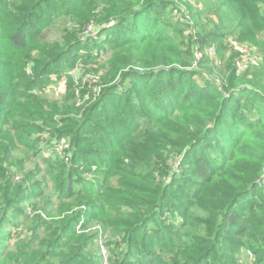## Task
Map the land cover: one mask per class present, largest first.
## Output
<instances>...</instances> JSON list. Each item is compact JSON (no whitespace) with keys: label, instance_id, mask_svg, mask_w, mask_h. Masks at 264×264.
I'll use <instances>...</instances> for the list:
<instances>
[{"label":"trees","instance_id":"16d2710c","mask_svg":"<svg viewBox=\"0 0 264 264\" xmlns=\"http://www.w3.org/2000/svg\"><path fill=\"white\" fill-rule=\"evenodd\" d=\"M45 1L0 0L2 30L10 26L13 48L26 53L18 66L32 69L27 83L12 82L9 90L0 91V137L5 132L10 135L0 153V264H78L83 257L98 256L101 251L95 243L106 236L116 245L112 248L107 243L111 264H243L239 252L249 245L254 253L251 263L264 264V0H202L203 11L214 13L216 20H208L210 29L200 30L188 51L163 26L166 20L172 27L175 9L182 10L176 0H80L55 15L74 14L80 31L67 28L55 46L34 43L42 33L39 29L28 45L23 33ZM181 13L187 15L186 10ZM8 18L11 21L4 25ZM90 27L103 32L122 27L121 39L109 47L113 54L107 80L111 84L103 93L119 89L131 102L120 112L110 109L112 118L104 111L95 121L87 115L81 122L67 117L62 122H75V129L67 127L44 137L46 125L59 123L55 115L80 111L76 101L69 106L39 97L46 86L39 79L62 57L74 53ZM229 39L253 47L259 65L238 72L237 54L230 53ZM196 40L201 59L194 54ZM210 41H216L217 62L205 52ZM117 77H122L119 84ZM126 79L134 85H126ZM123 99L118 105L122 106ZM242 100H249L244 108ZM101 101L94 103L92 116L97 115ZM104 118L127 128L118 150H104L114 134L99 124ZM216 132L223 133L224 140L212 138ZM70 133L74 149L68 162L58 153L51 165L24 170L46 145ZM17 139L28 141L27 150L21 152L26 158L14 153ZM137 144L155 149L139 161L144 171H156L163 182L156 184L160 193L132 203L135 211L124 214L115 210L120 200L112 195L119 183L125 185L121 173L133 172L118 161ZM83 145H89L87 150ZM102 151L113 157L101 156L104 166L96 169L104 178L98 189L85 188L81 182L93 179L83 176L82 164L87 160L81 158L82 153ZM173 165H181L188 173L172 178ZM18 174H23L22 180L13 183ZM40 174L43 188L37 191L30 180ZM26 192L32 194L33 202L22 209L18 205ZM170 193L183 195L180 210L165 206ZM93 195L97 198L92 199ZM162 208L165 238L155 235L147 240L152 230L146 225ZM18 211H26L25 219L33 217V221H12L10 213ZM85 215L74 229L75 220ZM126 216L128 220L122 221ZM93 226L95 230L87 233Z\"/></svg>","mask_w":264,"mask_h":264},{"label":"rangeland","instance_id":"374dc122","mask_svg":"<svg viewBox=\"0 0 264 264\" xmlns=\"http://www.w3.org/2000/svg\"><path fill=\"white\" fill-rule=\"evenodd\" d=\"M80 0H46L43 4H41L39 14L31 20L29 28L24 31V36L26 37L28 45L33 42L35 33L41 29L42 33L38 36L34 43H51L53 45H57L56 42L60 40L67 28L72 31V28H77L80 31V23H76L73 21L75 18L74 14H69L66 17L55 18V15L62 12L63 8L69 6L70 4H78ZM175 4H177L182 10L174 13L171 17L170 23L172 27L169 26V21H164L163 26L166 30H168L176 39L178 46L182 50L188 51L190 42L194 41V36L198 35L200 30H205L208 28L206 24L208 20H216L214 13L208 14L205 13V7L202 3V0H176ZM187 11V15L183 16L181 12ZM99 11V9L97 10ZM193 15L195 17H193ZM0 14V19H1ZM78 19V18H77ZM11 21L9 18L5 22L8 23ZM3 23L0 21V91L6 92L12 87V82H28V77L31 78L32 69L30 66L23 70V67L20 68L18 64H22L23 57L26 53L22 49L13 48L11 40L9 39L10 36V26H7L9 30L5 31L2 30ZM81 25V24H80ZM206 27V28H205ZM210 29V28H208ZM106 31H97L96 29L84 31L85 35L89 34L88 37L83 40L75 49L74 53L62 57L61 60L57 61L55 64L52 65L50 71L46 76L40 77V81H44L45 88L40 89L39 97L48 100V102L58 101L59 104L67 103L72 105L74 101H76V107L80 111L79 114H61L60 116L55 115L53 118L54 120H58V124H51L46 125L45 133L43 134L44 137L52 136L55 131H60L64 128L70 127L75 129L76 123H66L62 122L63 119L70 117L74 118L73 120H78L77 122H81V120L87 115L91 118L92 121L98 120L96 119L97 116L101 114V112H106L109 118L114 117L112 112H108L110 109L115 108L118 112L122 111L123 108H127L128 104L131 102V99L124 97V94L121 93L119 89L116 90L115 93H107L104 95V91L109 87L111 83L108 82L107 77H109L108 71L110 70V57L113 54L109 47L116 41L120 40V33L122 27H113V29H105ZM113 30H116L113 32ZM83 32V31H82ZM89 32V33H88ZM114 33V34H113ZM198 40L195 41V43ZM240 42V41H239ZM211 44L208 46H212L216 44V41H210ZM7 47V48H6ZM10 48V49H9ZM229 53V49L227 50V54ZM219 55V54H218ZM209 56V55H208ZM210 57V56H209ZM212 60V58L210 57ZM215 61H219L218 58ZM15 64V66H13ZM195 63L193 64V66ZM8 74V77L5 76ZM12 78V79H11ZM122 77H117L116 82L119 84ZM195 80H199L195 78ZM149 81V80H148ZM152 81V80H151ZM149 81V82H151ZM202 82V81H198ZM126 85H134L131 79L125 80ZM3 84H5V88H3ZM151 84H154L153 82ZM37 91V90H36ZM140 92V91H139ZM123 99L122 106L118 105V100ZM101 101V105L97 107V115L92 116L90 114L91 110L95 108L94 103ZM243 108L247 106L249 100H242ZM98 104V103H97ZM46 106H48L46 104ZM51 106V105H50ZM35 111H39V109H35ZM251 114V113H250ZM18 116V115H17ZM99 122V121H98ZM39 124V123H38ZM102 126L103 130L112 129L114 134L111 143L109 141L104 147V150H118L120 146H122V136L125 134L126 127L119 128L116 125L112 124L109 119L106 120L105 118L99 122ZM2 120L0 119V128L2 127ZM88 126V125H87ZM93 132L99 133V130H94ZM67 135L66 138L68 142L67 150L69 153H72L74 149V144L71 141V136ZM8 132H5L0 137V153L4 152V148L7 145V140H9ZM214 136L219 139L221 142L224 140L225 136L223 133H214ZM40 138V141H43V138ZM107 138V137H106ZM26 140V139H25ZM46 140V139H45ZM88 140V137H86ZM19 142V144H18ZM27 142L20 143L19 139L16 140L17 151L15 150L14 153L20 154L22 157L26 158V155L22 154V150H27ZM56 142V141H55ZM214 145L216 142L213 139L211 141ZM34 143V142H33ZM89 145H83L81 148L87 150ZM92 147H98L100 145L93 144ZM53 145L49 144L46 145L43 152L38 156H34L31 160L25 164V171H29L32 168L40 165L42 168L47 166L48 164H52L58 156V152L55 149H52ZM54 148V147H53ZM155 151L153 148H148L145 146V149L140 147L139 144L134 145L131 149L127 150L125 156L122 155V158L119 159L118 163L126 168L127 171H132L133 175H129L126 172L121 173L122 178L125 182V185L118 184L116 187L117 193L113 194V198H117L120 200L119 204H115V210L119 209V211L123 212L124 214H128L130 212H134V206L132 203L140 204V200L144 198L146 195H151L154 192L160 193V187L156 184L159 182H163L161 180V175L156 171H144L143 163L139 160L141 158L148 157L150 152ZM140 152V153H139ZM160 152V151H158ZM139 153V154H138ZM60 154V153H59ZM127 154H131V156H127ZM101 156H108V158H113L108 151H102L101 154H94L88 155L87 153H82V159L85 158L87 161L83 162V170H86L83 173L86 180L93 179V182L84 181L81 182L83 187L85 188H95L98 189V184L102 180L103 175L97 172L98 167L104 166L101 162ZM140 157V158H139ZM92 160L90 162L89 160ZM49 161L50 163H46ZM66 161V160H65ZM68 162V160H67ZM47 164V165H46ZM91 168L88 170V168ZM140 167V168H139ZM173 169L176 171L173 173L172 178L176 175L183 176L186 175L187 169L181 168V165H173ZM172 170L170 172H172ZM77 172H81L80 170H76ZM23 174H18L13 183H18L22 180ZM43 175L40 174L30 180V184L34 186V188L39 191L43 188ZM47 179V178H46ZM169 182L171 183V177L168 178ZM35 182V183H34ZM166 183V182H164ZM1 184V180H0ZM184 185V183H181ZM96 186V187H94ZM185 186V185H184ZM187 191L189 188H186ZM54 191V190H53ZM52 189H49V193H53ZM96 191V190H95ZM31 193H24V196L21 198L19 203V208L24 209L27 206H31V202H33L31 197ZM183 195H174V193H170L165 201V206L169 207L170 210H180L183 207L182 199ZM92 199H96V195L91 196ZM111 206V205H110ZM28 207L27 212H30V208ZM163 208L159 209L155 219L150 220V222L146 225L149 227L151 237H148L147 240L154 238L153 236L157 235L158 239H164L165 235L161 231L166 229L164 224H161L163 221ZM24 212H12L10 213V217L12 221H26L31 222L33 221V217L31 219H25L26 213ZM170 212V211H168ZM47 214V213H46ZM169 214V213H168ZM88 215L83 216L81 219L75 220L73 224V228L77 229L82 220ZM128 216L123 217L121 220L126 221L128 220ZM162 228L159 230V228ZM73 229V230H74ZM95 230V227H89L87 229V233ZM27 232V231H26ZM80 232V231H79ZM142 234L139 236L138 240H142ZM112 239H109L108 236L105 238L103 237L99 241H96L95 244L99 246L101 253L98 256H91V257H83L80 259L78 264H111L112 261V253L109 251L111 248L108 247L107 243L112 244V248H116L115 243H113ZM11 249L14 248L13 245L9 246ZM248 248L240 249L239 255L240 260L243 264H252L249 259L244 256V251L246 249H253L251 245L247 246ZM92 252L94 251L93 248L90 249ZM99 251V252H100ZM253 251V250H252ZM77 264V263H76Z\"/></svg>","mask_w":264,"mask_h":264},{"label":"built area","instance_id":"2783aa9c","mask_svg":"<svg viewBox=\"0 0 264 264\" xmlns=\"http://www.w3.org/2000/svg\"><path fill=\"white\" fill-rule=\"evenodd\" d=\"M177 9H175V13ZM89 29V28H88ZM94 29L90 27V30ZM230 45V53L234 52L237 54L235 65L238 72H244L250 70L259 65V57L255 54L254 48L249 46L248 44L229 39ZM200 43L196 42L194 46V54L197 59H201L202 51L200 49ZM205 52L209 55L212 60L215 61L218 58V50L216 45L207 46L205 48ZM52 149L57 150L58 153L67 161L70 158V153L67 150L68 142L66 138H61L56 142L52 143ZM31 211V210H30ZM244 256L249 259L250 261L254 259V253L251 249H246L244 252Z\"/></svg>","mask_w":264,"mask_h":264}]
</instances>
